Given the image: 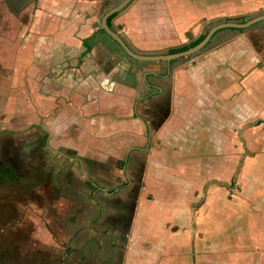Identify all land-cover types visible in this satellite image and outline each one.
Returning <instances> with one entry per match:
<instances>
[{
    "label": "crops",
    "instance_id": "crops-1",
    "mask_svg": "<svg viewBox=\"0 0 264 264\" xmlns=\"http://www.w3.org/2000/svg\"><path fill=\"white\" fill-rule=\"evenodd\" d=\"M118 1L0 0V264H264V20Z\"/></svg>",
    "mask_w": 264,
    "mask_h": 264
},
{
    "label": "water",
    "instance_id": "water-1",
    "mask_svg": "<svg viewBox=\"0 0 264 264\" xmlns=\"http://www.w3.org/2000/svg\"><path fill=\"white\" fill-rule=\"evenodd\" d=\"M131 0H119L116 2L113 6H111L109 9L104 12L102 18H101V27L121 48L122 50L133 59L138 60H165L170 61L171 59H176L180 57H186L192 54L197 53L199 50H201L203 47H205L212 37V35L217 32L218 30L224 29V28H235V29H242L246 28L248 26L253 25L254 23L264 20V14H257L255 16L249 17L243 21L239 20H222L219 22H216L215 24L211 25L207 31L204 33V36L202 39H200L197 43L194 45L189 46L186 49L176 51V52H170V53H160V54H143L136 52L132 48L128 46V44L125 42L123 37L112 27H110L107 23V19L109 16L113 15L114 13L119 12L122 10Z\"/></svg>",
    "mask_w": 264,
    "mask_h": 264
},
{
    "label": "trees",
    "instance_id": "trees-1",
    "mask_svg": "<svg viewBox=\"0 0 264 264\" xmlns=\"http://www.w3.org/2000/svg\"><path fill=\"white\" fill-rule=\"evenodd\" d=\"M117 13H114L113 15L109 16L108 19H107V23L109 22V20ZM245 17H247L246 15H242V16H236V17H231V18H228L226 17L225 19L226 20H230V19H240V20H244ZM109 25V23H108ZM204 36V34H201L199 35L197 38H195L194 40H192L191 42L187 43V44H184V45H181V46H178V47H173V48H170L169 49V52H176V51H180V50H183V49H186L188 48L189 46L191 45H194L195 43H197L200 39H202Z\"/></svg>",
    "mask_w": 264,
    "mask_h": 264
},
{
    "label": "rangeland",
    "instance_id": "rangeland-1",
    "mask_svg": "<svg viewBox=\"0 0 264 264\" xmlns=\"http://www.w3.org/2000/svg\"><path fill=\"white\" fill-rule=\"evenodd\" d=\"M228 172H226V174L224 175L225 177L227 176Z\"/></svg>",
    "mask_w": 264,
    "mask_h": 264
}]
</instances>
